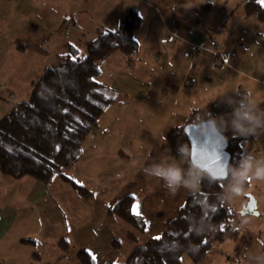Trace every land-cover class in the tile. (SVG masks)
Returning <instances> with one entry per match:
<instances>
[{
	"label": "crops",
	"instance_id": "obj_1",
	"mask_svg": "<svg viewBox=\"0 0 264 264\" xmlns=\"http://www.w3.org/2000/svg\"><path fill=\"white\" fill-rule=\"evenodd\" d=\"M190 3L192 7H185ZM241 3L242 0H0V92L4 93L2 97L0 96V119L14 105L26 101L13 103L21 84L28 92L32 91V83L43 75L41 72L39 75L33 72L38 62L41 64L43 59H52L53 65L58 56L64 53L67 44L88 41L86 32L82 30L85 27V24L81 23L84 18H80L79 13L98 12L101 23L105 22L103 24L105 26H94L97 33L98 30L115 29L130 10L136 9L143 19L142 26L135 33L140 45L139 52L142 48L139 37L142 30H146L143 27L146 23V28L150 25L153 27L155 24L153 19H157L160 35L156 37V43L161 45V50L162 44L166 41L171 47L164 50L165 53L154 54L156 64L158 62L160 65L167 64L169 71H181L183 75L174 76L173 80L166 79L169 84L167 89L175 93V105L178 104L176 95L184 92V85H188L186 80H191L189 85L194 81L195 85L194 75L198 69L205 68L210 71L216 69L214 53H219L220 49L225 53L227 63L232 68L230 73L234 81L243 84V97L251 114L261 123L264 121V56L261 60L259 54H255L254 48L256 43L259 44V40H264V24L255 17H247ZM61 11L64 13L62 16L58 15ZM61 27L62 29L65 27L67 31L77 27L79 31L75 37L78 39L75 42L69 40L60 33ZM223 28L227 29V38L230 40L227 51L218 43H213L211 34L212 29H216V34L223 36ZM178 45L186 47L187 51L182 55L183 60L188 57V50L201 47L206 51L199 55V63L191 62L187 66L184 60L181 69L180 65L176 64L178 60L170 58L168 54L169 52L178 54ZM115 54L113 55L117 56ZM13 59L22 61V65L19 66L20 71L24 73L22 83L12 78L8 72L11 70L7 69V62ZM124 62L130 66L134 61L125 55ZM139 62L136 66H145V69L151 71L156 68L143 58H139ZM206 80L210 82L212 79L206 77ZM102 85L108 90L104 84ZM144 85L143 83L141 89L136 90L134 95L123 94L118 100L113 97L114 103L100 118L97 131L84 142L81 159L65 171V176L85 188L92 197L85 198L73 188L75 190L74 199H71L73 202L65 197L60 198L62 207L66 206V213L58 216L57 230L46 227L41 231H24L22 238L14 239L13 243L7 241L6 248L13 244L15 248L13 253L19 251L13 259L21 258V261H14L12 264H81L77 258L81 250L86 251L95 264H125L136 248L146 245L156 236L161 237L168 225L177 218L187 197L196 192L195 182L188 178L194 167L190 162V145L183 129L194 110L199 111L200 119L213 115L214 121L216 113L209 115L197 107L180 114L173 105L165 127L156 134L152 148L146 155L144 154V160L137 166L139 155H143L145 151L147 135L139 133V127L134 123L139 120L137 118L139 111L141 115L151 106L147 103ZM236 110L237 103L235 112ZM151 118L154 119L153 116ZM246 124V131L252 129L247 135L233 134L229 128L224 130L244 139L241 164L231 190L243 180L248 181L249 185L252 179L250 170L259 167L258 164H254L256 161L251 159L250 167L246 170L243 168L244 161L252 155L255 156L256 152L251 151L248 142L257 139L258 134L264 133L259 131L257 134L255 131L257 124ZM227 126L229 127L228 124ZM125 164L127 168L124 167ZM154 167L181 169V184L170 189L166 181L151 174ZM128 168H132L133 173L128 174L123 181L124 170ZM56 178L70 185L63 178L59 176ZM27 183H30L32 189L27 200L39 205L44 199L43 196L47 194V188L31 181ZM124 197L134 199L133 208L135 207L143 219L144 231L110 214ZM77 202L84 204L82 212H77L70 206ZM227 202L229 203L228 199ZM57 208L59 209L58 205ZM30 218L24 216L22 222ZM15 221L16 213L9 207L0 206V244L11 232ZM233 227L238 230L239 237L227 245L229 251L221 252L220 264H229L232 261L236 264H243L242 262L257 264L258 260L264 259V239L250 230L239 218ZM52 250L58 252L54 262H44L43 252ZM60 251L63 254H59ZM184 262L183 257V264Z\"/></svg>",
	"mask_w": 264,
	"mask_h": 264
},
{
	"label": "trees",
	"instance_id": "obj_2",
	"mask_svg": "<svg viewBox=\"0 0 264 264\" xmlns=\"http://www.w3.org/2000/svg\"><path fill=\"white\" fill-rule=\"evenodd\" d=\"M241 7L247 17H255L264 24V5L260 0H242ZM142 23L139 11L132 9L115 29L98 30L92 40L66 45L56 62L32 83L30 98L14 105L0 119L2 175L13 180L31 178L45 185L59 176L83 197H92L85 188L65 176V171L81 159L84 142L97 131L100 118L114 103V98L98 80L103 62L116 52L129 58L136 55L140 45L135 33ZM198 115L199 111L194 110L186 126L214 121L213 115L204 119ZM68 128L73 130L68 131ZM220 131L226 137L227 151L231 154L228 178L218 180L194 168L196 192L187 197L161 239H150L146 245L136 248L125 264H183L186 255L194 264H200L208 258L215 244L239 237L233 227L237 213L227 202L226 195L239 171L244 139ZM247 186L248 181H240L235 192L242 194ZM133 204L132 197H124L110 214L144 231L143 219L133 213ZM77 258L81 264H95L84 250L78 252Z\"/></svg>",
	"mask_w": 264,
	"mask_h": 264
},
{
	"label": "rangeland",
	"instance_id": "obj_3",
	"mask_svg": "<svg viewBox=\"0 0 264 264\" xmlns=\"http://www.w3.org/2000/svg\"><path fill=\"white\" fill-rule=\"evenodd\" d=\"M64 13L61 11L58 15H63ZM80 18H84L81 23L85 24V27L82 29L86 32V40H92L96 37L97 33H95L94 26L103 27L105 22L101 23L98 12L91 11L89 13H79ZM78 17V18H79ZM155 21L154 26L146 28L147 23L145 24V28L142 30L140 34V41L142 42V48L140 52L132 57H128L129 60L134 61L132 65L127 66L125 64L124 59L125 55L121 52H116L117 56H112L109 60L103 62V74L98 78V80L104 84L108 90H106L110 96L116 97V99H121L120 96L125 95H134L136 90L141 89L142 84L144 83L147 91V103L149 106L145 113L141 114L139 111V119L137 121V126L139 127V133H144L147 135L145 140V147L143 151V155H139L137 166L141 164L142 160H144L147 152L150 151L152 145L154 143V137L156 134L161 131L163 127H165L167 120L169 119L170 112L173 109V105H175V93L168 88V82L166 79H174V76L179 77L182 76L181 71H169V67L167 64L160 65L158 62L156 64V59L154 58V54L157 53H165L164 50H167L170 44H167V41L161 45L157 42V38L160 35V26L157 23V19H153ZM153 23V21H152ZM80 26V25H78ZM264 28V26H263ZM64 29V30H63ZM62 27L59 29L60 33L66 36L69 40L76 41L78 38L75 37L79 29L73 28L72 31H67L66 28ZM70 29V28H69ZM224 34L223 36L220 34H216V29H212L211 34H213V43H218L221 47L226 49L227 45L230 44L229 38H227L228 31L226 28H223ZM59 37H62L59 35ZM169 42V41H168ZM171 43V41L169 42ZM172 45V44H171ZM183 49V50H182ZM231 49V46H230ZM229 49V50H230ZM180 50V51H179ZM255 54H259V58L264 56V40H259V44H255ZM186 52V47L183 45H178V54L176 52H169V57L178 60L176 62L177 65H180L181 69L183 68V62L185 60V64L188 66L191 62L199 63V55L204 50H188V57L183 60L182 55L183 52ZM230 52V51H229ZM218 53V52H217ZM219 54L225 58V53L219 49ZM204 55V54H203ZM139 58H143L144 61L148 60V63L154 64L156 66L154 71L145 69V66L138 65L136 63L139 62ZM155 60V61H153ZM220 58L214 59V66L216 69L213 71L207 70L205 68L198 69L196 75H194V81L192 85H184L185 91L181 94L176 95L177 103L176 109L178 112L192 111L193 109L201 108L206 114H214L216 113V125L219 130H226L225 128H229V131L233 134L239 133L238 130L234 129V121L237 119L235 112V104L238 102L237 93H243V84L236 83L234 81L233 75H231V67L227 63L219 65ZM22 61L20 60H10L7 62V69L12 78L18 79L22 83L23 76L22 71H20L19 66H21ZM53 60H45L43 59L41 64L38 62L36 64V70L39 75L40 72L43 74L47 66L52 64ZM160 65V66H159ZM240 70L242 69L241 64L239 65ZM18 74V76H16ZM28 77V76H27ZM206 77L212 79L210 82L206 80ZM38 78V77H37ZM140 78V79H139ZM178 79V78H177ZM236 79V78H235ZM19 87V86H18ZM17 87V88H18ZM23 88V89H22ZM30 92V93H29ZM28 92L25 87L21 86L17 90L16 98H14L13 103H18L23 100H27L30 98L31 90ZM4 93L0 92V96L2 97ZM202 101V103H201ZM160 102V104H158ZM202 104V106H201ZM213 104V105H212ZM153 105V106H152ZM154 117L151 118V117ZM225 123V124H224ZM247 122H245V131L243 133H239L240 135L250 134L247 130ZM229 125V127L227 126ZM255 131L257 134L259 131L264 132V121H262L259 126L255 127ZM264 133L258 134L257 139H253L248 142V146L251 148V151H256L254 155L251 156V159H254L256 162L255 165L258 164L259 167L252 168L251 171V183L247 186V189L244 190V193L240 194L231 190L230 188L227 191L229 204L233 206L237 213V217L249 226L250 230L261 238L264 239V179L257 178L256 172L257 169H264ZM263 135V136H262ZM260 136V137H259ZM126 141V140H123ZM246 150V147H245ZM246 160H249L248 158ZM252 163V160H250ZM127 168V164L124 165ZM131 167V166H129ZM132 168H128L124 170L123 181L126 179L128 174L133 173ZM241 173L244 172L242 171ZM31 181L33 183H37L38 185H42L46 187L47 194L43 197V201L39 203V205H34L27 200L30 192L31 185L27 183ZM27 183V184H26ZM33 188V187H32ZM75 190L71 185L64 183L62 180L56 178L52 184L45 185L40 182H36L31 178H26L25 180H13L9 177L3 176L0 172V206L9 207L11 211L16 213V221L12 226V230L9 235L4 239L3 243L0 244V264H12L14 261H21L16 257V260L13 257L19 254V251L13 253L15 248L13 244L8 245L6 248L7 241L9 243H13L14 239L22 238V232L27 231H41L44 228H52L58 229L57 218L62 214L66 213L65 207H62L63 204L60 202V198H67L68 201L73 202L71 199H74ZM248 195H252L258 202V212L259 216L253 214H242L244 207L249 202ZM70 199V200H69ZM59 206V209L57 208ZM71 207L77 212L83 211L84 204L81 203H72ZM31 217L30 220H24L22 222L23 217ZM33 216V218H32ZM34 216H36L37 220L34 221ZM53 225V226H52ZM252 232V231H251ZM228 241L226 243L215 244L213 249L209 253V257L200 264H220V255L223 251H229L228 244L234 242ZM3 251V253L1 252ZM8 251H11L10 253ZM58 252L55 250L43 252V261L51 262L55 259V256ZM59 254H63L62 251ZM184 264H194L189 256H184ZM6 262V263H5ZM54 262V261H53ZM78 263V262H77ZM245 264L244 262H242ZM229 264H236L235 262H230Z\"/></svg>",
	"mask_w": 264,
	"mask_h": 264
},
{
	"label": "water",
	"instance_id": "obj_4",
	"mask_svg": "<svg viewBox=\"0 0 264 264\" xmlns=\"http://www.w3.org/2000/svg\"><path fill=\"white\" fill-rule=\"evenodd\" d=\"M184 133L190 145L191 165L200 172H207L215 179L226 180L231 162V154L227 151L228 142L214 121H203L189 124ZM249 202L242 214L259 216L258 202L248 195Z\"/></svg>",
	"mask_w": 264,
	"mask_h": 264
},
{
	"label": "clouds",
	"instance_id": "obj_5",
	"mask_svg": "<svg viewBox=\"0 0 264 264\" xmlns=\"http://www.w3.org/2000/svg\"><path fill=\"white\" fill-rule=\"evenodd\" d=\"M193 5L187 4L185 7H192ZM237 119L234 121V129L238 130L239 133H243L245 131V122L249 124H257L259 126L260 121L257 120V118L251 114L250 111H238L236 113ZM248 131H252V129H248ZM251 160V157H249V160L244 161L243 168L246 170L250 167L249 161ZM151 174L155 177L162 178L164 181H166L167 186L171 189L174 186H178L182 182V171L179 168L176 167H154L151 170ZM257 178L264 179V169H257L256 172ZM257 264H264V259L258 260Z\"/></svg>",
	"mask_w": 264,
	"mask_h": 264
},
{
	"label": "built area",
	"instance_id": "obj_6",
	"mask_svg": "<svg viewBox=\"0 0 264 264\" xmlns=\"http://www.w3.org/2000/svg\"><path fill=\"white\" fill-rule=\"evenodd\" d=\"M198 49L199 50H202L201 47L200 48H197V50ZM214 54H215V56L217 58H220V61H219V63L217 61V64L222 65V64L226 63V58H224L222 55H220L217 52H215ZM186 83L187 84H191V80L190 79H187L186 80ZM236 96H237V99H238V102H237V112L238 111H250L249 106H248V103H247V101L243 97V93L238 92ZM188 178H189L190 181H195L197 179V171L195 169L192 170L188 174Z\"/></svg>",
	"mask_w": 264,
	"mask_h": 264
},
{
	"label": "snow or ice",
	"instance_id": "obj_7",
	"mask_svg": "<svg viewBox=\"0 0 264 264\" xmlns=\"http://www.w3.org/2000/svg\"><path fill=\"white\" fill-rule=\"evenodd\" d=\"M260 2H261L262 4H264V0H260ZM72 130H73L72 128H68V131H72ZM133 195H135V194H133ZM133 212H134L137 216H140V213H139V212H136L135 207L133 208ZM154 239H156V240H160L161 238H160L159 236H156V237H154Z\"/></svg>",
	"mask_w": 264,
	"mask_h": 264
}]
</instances>
